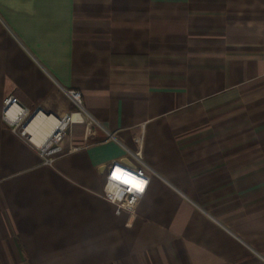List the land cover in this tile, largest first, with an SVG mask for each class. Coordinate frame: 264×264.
I'll return each instance as SVG.
<instances>
[{
  "label": "crops",
  "instance_id": "1",
  "mask_svg": "<svg viewBox=\"0 0 264 264\" xmlns=\"http://www.w3.org/2000/svg\"><path fill=\"white\" fill-rule=\"evenodd\" d=\"M69 91L103 130L71 151L75 121L46 165ZM9 95L41 111L31 143ZM127 149L149 176L131 224L101 197ZM0 264H264V0H0Z\"/></svg>",
  "mask_w": 264,
  "mask_h": 264
},
{
  "label": "built area",
  "instance_id": "2",
  "mask_svg": "<svg viewBox=\"0 0 264 264\" xmlns=\"http://www.w3.org/2000/svg\"><path fill=\"white\" fill-rule=\"evenodd\" d=\"M67 95L81 111L67 114L59 119L47 139L41 145L36 146L46 165H53L55 158L63 154L62 142L70 125L75 121L85 123L86 134L83 145L71 147V151L86 149L95 144L97 142L96 133L103 130L91 117L85 116V118L79 119L78 116L82 114L80 92L69 91ZM40 112L39 109L33 110L23 105L14 95H9L4 98L2 103V122L14 134L31 143L29 126ZM112 138L114 135L107 133V139ZM126 151L131 159L130 163L116 161L102 169L104 179L101 197L108 203L115 218H118L122 212H126L128 222L131 224L137 217L142 197L148 187L149 176L147 174L148 167L142 159L141 151L128 149Z\"/></svg>",
  "mask_w": 264,
  "mask_h": 264
},
{
  "label": "snow or ice",
  "instance_id": "3",
  "mask_svg": "<svg viewBox=\"0 0 264 264\" xmlns=\"http://www.w3.org/2000/svg\"><path fill=\"white\" fill-rule=\"evenodd\" d=\"M142 190V189H141Z\"/></svg>",
  "mask_w": 264,
  "mask_h": 264
}]
</instances>
